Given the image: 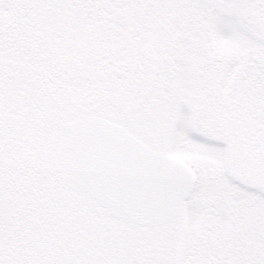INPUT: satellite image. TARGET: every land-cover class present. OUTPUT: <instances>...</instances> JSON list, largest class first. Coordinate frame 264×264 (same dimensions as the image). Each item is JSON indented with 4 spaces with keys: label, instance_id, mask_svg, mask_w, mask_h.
<instances>
[{
    "label": "rangeland",
    "instance_id": "rangeland-1",
    "mask_svg": "<svg viewBox=\"0 0 264 264\" xmlns=\"http://www.w3.org/2000/svg\"><path fill=\"white\" fill-rule=\"evenodd\" d=\"M131 1L134 19L114 26L115 37L105 27L91 43L85 27L82 46L53 32L48 48L28 43L35 51L22 54L25 65L51 77L62 127L103 117L194 169L183 215L190 262H225L228 251L238 263L264 264V0H234L233 11L225 0H163L147 20Z\"/></svg>",
    "mask_w": 264,
    "mask_h": 264
},
{
    "label": "trees",
    "instance_id": "trees-1",
    "mask_svg": "<svg viewBox=\"0 0 264 264\" xmlns=\"http://www.w3.org/2000/svg\"><path fill=\"white\" fill-rule=\"evenodd\" d=\"M24 1V9L14 6L15 0L0 5V264H86L96 253L99 209L67 168L51 77L45 71L33 74L22 54L35 51L27 47L30 41L48 48L53 32L82 46L85 27L91 43L104 38L105 27L106 35L115 37L114 26L124 21L128 27L135 12L127 8L131 0ZM144 1L135 4L145 7L144 20L163 5V0ZM78 235L85 237L82 244L74 241Z\"/></svg>",
    "mask_w": 264,
    "mask_h": 264
},
{
    "label": "water",
    "instance_id": "water-1",
    "mask_svg": "<svg viewBox=\"0 0 264 264\" xmlns=\"http://www.w3.org/2000/svg\"><path fill=\"white\" fill-rule=\"evenodd\" d=\"M64 127L66 163L76 184L114 218L157 227L183 213L196 184L185 162L103 117L76 118Z\"/></svg>",
    "mask_w": 264,
    "mask_h": 264
},
{
    "label": "flooded vegetation",
    "instance_id": "flooded-vegetation-1",
    "mask_svg": "<svg viewBox=\"0 0 264 264\" xmlns=\"http://www.w3.org/2000/svg\"><path fill=\"white\" fill-rule=\"evenodd\" d=\"M225 1L227 11H233L235 1ZM262 3L264 5L263 1ZM259 6L260 4L257 7ZM189 200L182 215L157 227L130 226L123 220L113 218L98 206L102 222L93 241L96 253L94 259L86 261V264H194L188 259L191 250L187 249L192 244L189 240L191 236H187L191 230V222L187 223L183 217L186 215ZM244 231L248 233V230ZM237 249L244 252L240 246ZM227 252L225 262L216 260L208 264H244V260L238 263Z\"/></svg>",
    "mask_w": 264,
    "mask_h": 264
}]
</instances>
